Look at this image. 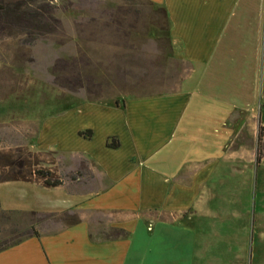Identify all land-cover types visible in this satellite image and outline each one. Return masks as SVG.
I'll return each instance as SVG.
<instances>
[{
  "label": "crops",
  "instance_id": "obj_1",
  "mask_svg": "<svg viewBox=\"0 0 264 264\" xmlns=\"http://www.w3.org/2000/svg\"><path fill=\"white\" fill-rule=\"evenodd\" d=\"M149 1L167 11L172 60L188 66L180 88L114 102L81 97L38 126L40 142L52 121L67 130L75 118L68 133L81 146L35 149L85 157L98 177L54 188L1 183L4 210L68 211L79 221L42 224L38 237L0 251V264H220L217 247L209 249L212 233L220 236L211 200L225 178L214 173L252 149L248 160L261 162L264 0ZM110 139L119 146L108 147Z\"/></svg>",
  "mask_w": 264,
  "mask_h": 264
},
{
  "label": "rangeland",
  "instance_id": "obj_2",
  "mask_svg": "<svg viewBox=\"0 0 264 264\" xmlns=\"http://www.w3.org/2000/svg\"><path fill=\"white\" fill-rule=\"evenodd\" d=\"M54 3L60 7L56 15L62 21L65 36L41 38L29 49H19L12 40L0 43V98L4 100L0 102L3 119L0 120V151L18 146L32 151H37L36 146L51 144L81 146L68 133L75 118L66 122L67 130L52 121L40 142L36 140L37 127L50 117L57 120L81 97L114 102L124 96L177 91L188 71V66L173 61L171 55H165L164 59L161 48L165 44L157 40L167 37L163 35L166 31L149 22L148 29L138 28L130 40L107 35L102 40L98 35L96 41H90L91 28L85 33L79 31L77 25L83 17H97L104 10L124 5L125 0H54ZM69 4L73 5L70 9H63ZM141 9L147 17L148 9L144 6ZM61 40L65 43L59 44ZM84 53L95 63L93 66H64L66 70L55 66L59 61L72 63ZM68 81L78 82L82 87L71 91L60 85H70ZM77 119L81 121L80 116ZM44 151L55 152L47 160L63 180L83 176L85 183L90 184L93 176L98 177L85 157ZM258 151L264 153L262 139ZM251 154L255 156L256 149L242 152V157L234 162L222 161L214 173L225 178L218 184L221 197L211 200L214 206H219V211L214 212L218 218L213 214L211 220L218 222L220 236L212 233L209 249L217 247L222 257L220 264H264V160L257 166L255 160L252 163L248 160ZM39 220L34 221L38 231L42 224L44 227L59 223L51 217ZM31 223L27 216L0 218V237L8 238L14 230H24ZM240 246L245 249L244 254L247 252L242 261L234 258V251L242 249Z\"/></svg>",
  "mask_w": 264,
  "mask_h": 264
},
{
  "label": "trees",
  "instance_id": "obj_3",
  "mask_svg": "<svg viewBox=\"0 0 264 264\" xmlns=\"http://www.w3.org/2000/svg\"><path fill=\"white\" fill-rule=\"evenodd\" d=\"M72 6V4H69L64 6L63 9H70ZM141 6L148 9L147 17L143 16ZM59 8L54 0H0V43L12 40L17 43L19 49H29L41 38L65 36L62 21L56 15ZM148 22L149 25L157 26L162 31H168L169 29L168 14L164 8L154 7L149 0H125L124 5L104 10L97 17H83L77 26L81 33H85L89 28L92 29L89 36L90 41H96L95 38L98 35L102 40L106 38L104 35L109 38L113 36V38L130 40L138 28L148 29V25H146ZM157 41H163L165 44L161 48L164 59L166 58L165 55L170 56L172 54L170 38L163 37ZM64 43V40L59 42V44ZM110 44L113 45L115 42ZM94 64L91 58L84 53L79 58L74 59L72 63L59 61L55 66L60 70H66L64 66H93ZM68 83L70 85L67 83L58 84L71 91H76L82 87V84L78 82L75 84V82L68 81ZM89 99L97 101L93 97ZM91 134L90 130L80 132V135L86 138H90ZM110 140L112 141L108 142V147L117 148L119 146L118 141ZM259 140H261V137ZM54 154L53 151H32L26 146L0 151V184L24 181L38 182L47 188L62 185L63 179L56 174L50 166V161L47 160V157ZM263 156L264 153L259 151L256 158L258 163ZM13 216H27L31 218L33 223L24 230H14L8 238L3 239L0 237V251L16 245L24 239L38 237L39 231L36 226L41 217H51L59 223L67 225L79 221L77 215L68 211L47 214L34 211L4 210L0 206V218L9 219Z\"/></svg>",
  "mask_w": 264,
  "mask_h": 264
}]
</instances>
